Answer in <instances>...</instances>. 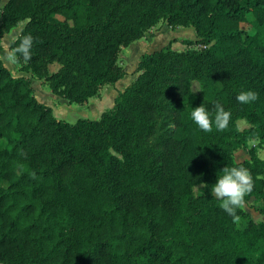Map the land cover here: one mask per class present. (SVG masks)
Returning a JSON list of instances; mask_svg holds the SVG:
<instances>
[{"label":"trees","instance_id":"16d2710c","mask_svg":"<svg viewBox=\"0 0 264 264\" xmlns=\"http://www.w3.org/2000/svg\"><path fill=\"white\" fill-rule=\"evenodd\" d=\"M159 19L196 38L142 51L96 118L55 117L0 60V263L264 264V220L238 209L237 228L212 195L224 167L243 166L246 203L264 212V0H5L0 37L21 21L9 49L23 35L34 44L20 69L83 103L125 73L120 47ZM248 90L258 100L239 103ZM217 102L230 123L206 133L191 111L214 116ZM238 148L247 157L235 160Z\"/></svg>","mask_w":264,"mask_h":264},{"label":"rangeland","instance_id":"374dc122","mask_svg":"<svg viewBox=\"0 0 264 264\" xmlns=\"http://www.w3.org/2000/svg\"><path fill=\"white\" fill-rule=\"evenodd\" d=\"M163 23L165 22L162 19H159L154 25L150 26L145 32H148L151 29L156 30L158 29V27L163 25ZM21 24L22 22L20 21L13 27V28H16V32L21 26ZM179 26L183 27L182 25H179ZM242 26L248 30H251V27H249L247 24H242ZM190 28L193 31V28L192 27ZM12 31L8 30L6 33L2 34V36L0 37V44H1L0 54H4L6 50H10L8 47L9 41L12 39V37H14L16 33ZM166 41L167 40H165L163 43H166ZM137 42H138L137 39H134L128 45L121 46L117 54V62L122 65L124 70L127 71L128 75L137 73L134 70L135 63H136L138 55L142 52V51L137 52L135 50ZM170 47L173 49H182L185 47V43L181 42L180 40H172L170 42ZM152 49L154 48H151V46H148L146 51H149ZM2 62L10 70V72L13 75H19L20 73H24L23 75H29L31 79V85H32L34 96L41 102L50 105L52 113L54 114L55 117L65 119L70 122L74 121L78 117H89V118L98 117L102 110H104L105 108L109 107L112 104V97L118 91L116 90L113 93L112 86H110L109 84H104L102 85V87L99 88L98 93L88 97L86 102H83V103L67 102V100L64 97L50 92L47 84L44 83L40 78L36 77L31 72H28V71H26L27 73L24 71L20 72L21 71L20 66H19L20 62H17L15 64L8 63L3 60ZM55 66H56V63L52 62L49 64V69L51 70ZM190 89L192 92H197L199 90L198 81L196 79L190 80ZM63 100L65 101L62 102ZM59 111L62 112L63 115L60 116L57 113ZM97 111H99V113H97ZM236 124L239 128H241L243 126H246L247 122L245 121L244 118H238L236 120ZM248 142L249 144H251V142L255 143L256 141L253 139H250L248 140ZM257 153L259 157L264 159V141L262 145L258 148ZM235 158L237 157L235 156ZM200 185L201 183L193 184L192 190L197 191L200 188ZM243 209L249 214V216H251L253 220L255 221L264 220V212H258L257 210H254L247 203L245 204ZM237 215L240 217V220L238 222H234L233 220V223L235 227L241 228L245 223L246 215L241 214V213H237Z\"/></svg>","mask_w":264,"mask_h":264},{"label":"clouds","instance_id":"9594fccd","mask_svg":"<svg viewBox=\"0 0 264 264\" xmlns=\"http://www.w3.org/2000/svg\"><path fill=\"white\" fill-rule=\"evenodd\" d=\"M34 38L31 35H23L17 47L6 50L4 54H0V60L15 64L22 57L25 62L32 57V48ZM259 94L252 91L240 92L236 99L241 104H250L258 100ZM192 121L206 133L213 131V127L217 131L227 129L231 112L226 111L219 103L214 105L213 113L209 112L204 105L195 107L191 111ZM218 176L217 182L212 187V195L219 200L220 208L228 215L233 217L234 222H238L240 217L237 215L238 209H243L246 204V197L249 196L254 189V180L249 169L240 167H224ZM35 179V173H32Z\"/></svg>","mask_w":264,"mask_h":264},{"label":"crops","instance_id":"0c3cea01","mask_svg":"<svg viewBox=\"0 0 264 264\" xmlns=\"http://www.w3.org/2000/svg\"><path fill=\"white\" fill-rule=\"evenodd\" d=\"M4 1L5 0H0V6L3 4ZM13 27H10L9 30H11V31L13 30L12 32H16V28H13ZM190 27L191 26L180 27L179 25L174 26V27H170V26H167L165 23H163V25L158 27V29H156V30L151 29L148 32H145L141 37L136 38L138 42H137V45L135 47V50L137 52L143 51V50L146 51L148 46H151V48L155 49V48L159 47L160 45L164 44L163 42L165 40L168 41L170 38H174L173 40H180L181 38L194 39V38H196L195 32H194V30L192 31ZM18 30H17V32H18ZM6 32H4V33H6ZM16 33H15V35H16ZM15 35H14V37H15ZM14 37H12V38H14ZM23 71L24 70H21L20 72H23ZM24 72H26V71H24ZM20 74H24V73H20ZM134 75L135 74H129L128 75L127 71H125V73L120 78L116 79L112 84H109L110 86H112L113 93L116 90H120L124 85H126L128 83V80L130 81V79ZM64 101L65 100H63L62 102H64ZM57 113L60 116L63 115L62 112H60V111ZM97 113H99V111H97ZM251 143H253V142H251ZM233 156H234L235 160H240L242 158L247 157V153H246L244 148H238L233 152ZM235 156L237 158H235ZM0 264H2V263H0Z\"/></svg>","mask_w":264,"mask_h":264}]
</instances>
